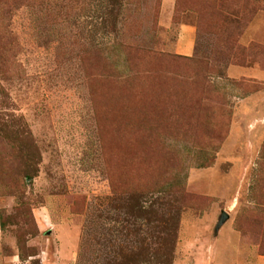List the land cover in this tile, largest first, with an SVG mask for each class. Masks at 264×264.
<instances>
[{
    "label": "rangeland",
    "instance_id": "rangeland-1",
    "mask_svg": "<svg viewBox=\"0 0 264 264\" xmlns=\"http://www.w3.org/2000/svg\"><path fill=\"white\" fill-rule=\"evenodd\" d=\"M0 264H264V0H0Z\"/></svg>",
    "mask_w": 264,
    "mask_h": 264
},
{
    "label": "water",
    "instance_id": "water-1",
    "mask_svg": "<svg viewBox=\"0 0 264 264\" xmlns=\"http://www.w3.org/2000/svg\"><path fill=\"white\" fill-rule=\"evenodd\" d=\"M225 218H227V213L223 212L222 216L219 219V224H221Z\"/></svg>",
    "mask_w": 264,
    "mask_h": 264
},
{
    "label": "trees",
    "instance_id": "trees-1",
    "mask_svg": "<svg viewBox=\"0 0 264 264\" xmlns=\"http://www.w3.org/2000/svg\"><path fill=\"white\" fill-rule=\"evenodd\" d=\"M132 192H133V191H129V194L132 193ZM134 192H136V191H134ZM122 193H125V192L122 191ZM137 195H140V194H136V196H137ZM133 197H135V196H133Z\"/></svg>",
    "mask_w": 264,
    "mask_h": 264
}]
</instances>
